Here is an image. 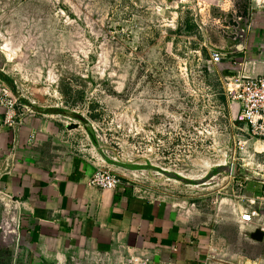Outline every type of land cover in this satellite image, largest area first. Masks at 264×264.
<instances>
[{
    "label": "crops",
    "instance_id": "0c3cea01",
    "mask_svg": "<svg viewBox=\"0 0 264 264\" xmlns=\"http://www.w3.org/2000/svg\"><path fill=\"white\" fill-rule=\"evenodd\" d=\"M3 1L14 7L21 3ZM168 2L174 6L178 0ZM213 2L217 8L202 16L186 8L174 31L163 28L165 18L158 20L157 36L190 58L204 53V58H196L201 68L200 86L209 92L211 101L225 105L221 116L231 121L226 120V128L219 127L231 135L226 137L228 141L238 143L246 134L241 125H234L236 114L229 109L230 100L223 91L226 79L242 69L249 77L264 76V3ZM137 20L129 17V21ZM141 21L145 25L141 34L150 39L149 20L142 17ZM117 31L118 40L129 37L128 31ZM136 41L137 49L140 42ZM146 48L150 49L143 45ZM214 50L224 55L219 65L213 63ZM0 67V82L20 98L21 114V124L10 128L0 108L3 264H131L132 258L150 264H264L263 179L236 174L227 184L228 197L218 206L210 201V195L196 189H184L187 194L182 197L175 188L169 193L142 191L121 178L115 190L92 187L89 181L95 172L115 174L116 159L103 152L105 145L80 122L71 124L78 125L76 129H69L70 124L62 121L67 114L61 108H44L40 102L48 100L43 97L28 102L21 83L1 77L6 73L2 56ZM214 82L221 84L219 95ZM258 142L262 148H252L264 153V141ZM241 161L232 157L215 165L237 168L243 166ZM255 210L263 213L262 220L241 221L242 213Z\"/></svg>",
    "mask_w": 264,
    "mask_h": 264
},
{
    "label": "rangeland",
    "instance_id": "374dc122",
    "mask_svg": "<svg viewBox=\"0 0 264 264\" xmlns=\"http://www.w3.org/2000/svg\"><path fill=\"white\" fill-rule=\"evenodd\" d=\"M157 3L21 0L14 7L0 0V47L10 42L16 51L10 57L0 49L6 65L1 77L21 83L28 102L43 97L48 100L40 102L44 108H61L67 114L64 123L86 126L105 145L103 152L116 159L115 174L134 187L166 193L175 188L182 197L184 189H196L218 206L228 197L225 186L232 177L223 181L227 173L215 171L230 164H215L233 157L243 163L236 168L238 177L241 170L264 174V153L254 156L253 150L262 146L251 142L255 147L247 155L254 162L247 165L237 140L226 139L231 135L221 128L231 120L221 116L225 105L211 101L200 86L197 59L204 53L190 58L169 40H158V20L169 19L172 11L158 13ZM142 17L149 20L150 39L141 34ZM117 29H125L129 37L118 40ZM214 84L219 95L221 84Z\"/></svg>",
    "mask_w": 264,
    "mask_h": 264
},
{
    "label": "built area",
    "instance_id": "2783aa9c",
    "mask_svg": "<svg viewBox=\"0 0 264 264\" xmlns=\"http://www.w3.org/2000/svg\"><path fill=\"white\" fill-rule=\"evenodd\" d=\"M168 1L167 3L163 1L157 3L156 9L158 13L172 11L171 17L165 21L163 20V27L175 29H177L186 8L192 10L197 16L209 14L213 9L217 8V2H213V0H178L174 6ZM261 1L264 3V0ZM121 32L126 33L124 29ZM116 33L114 32V34ZM0 49L8 52L10 57H12L11 55L16 56V51L13 50L10 42L1 46ZM211 57L213 63L219 65L222 63L224 55L214 50L211 53ZM245 71V69H242L226 79L225 96L230 100L229 109L236 114L233 119L234 125H241V131L246 134V138L238 140L236 144H238L237 147L242 155L246 156V161H243L247 165H250L251 162H254V157L250 154L247 155L248 150L252 148L251 142L264 141V76L257 78L249 77ZM0 108L4 110V123L6 126L16 128L21 124L20 98L3 82H0ZM24 109L30 111L28 107H24ZM69 121L71 122V120H68L66 124L69 125ZM210 134L213 135L212 133ZM181 137L180 134L179 140ZM185 142L181 141V144L184 145ZM253 150L254 156L263 154L256 149ZM255 174L257 175V173ZM260 174L264 175L262 173L258 175ZM231 177L234 176L228 175L223 178V181H227ZM89 185L105 190H115L121 185V179L110 171L100 170L94 173L89 181ZM225 188L227 189L226 186ZM262 219L263 213L258 210L241 214V221L244 223H252L255 220ZM131 264L150 263L147 260L143 261L141 258H132Z\"/></svg>",
    "mask_w": 264,
    "mask_h": 264
},
{
    "label": "water",
    "instance_id": "95a60500",
    "mask_svg": "<svg viewBox=\"0 0 264 264\" xmlns=\"http://www.w3.org/2000/svg\"><path fill=\"white\" fill-rule=\"evenodd\" d=\"M77 126L78 125H76V124H74V125H69V129H76L77 128ZM216 173L217 174H222V173H227V175H231V176H235L236 175V166L235 165H233V164H230L228 167H227V169L226 170H224V169H221V168H217L216 170ZM241 175L242 176H247V177H257V178H261V179H263L264 180V176H258V175H256L255 173H245V172H241ZM202 180H204V179H202ZM208 181H204L203 182V184H206ZM197 185H198V183H197Z\"/></svg>",
    "mask_w": 264,
    "mask_h": 264
}]
</instances>
